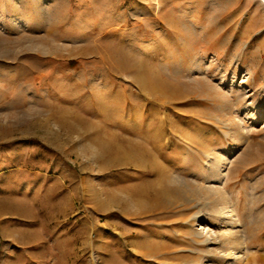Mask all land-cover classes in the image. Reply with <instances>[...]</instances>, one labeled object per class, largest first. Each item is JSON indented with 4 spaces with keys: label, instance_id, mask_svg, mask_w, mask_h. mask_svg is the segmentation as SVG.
Masks as SVG:
<instances>
[{
    "label": "rangeland",
    "instance_id": "374dc122",
    "mask_svg": "<svg viewBox=\"0 0 264 264\" xmlns=\"http://www.w3.org/2000/svg\"><path fill=\"white\" fill-rule=\"evenodd\" d=\"M263 8L0 0V264H264Z\"/></svg>",
    "mask_w": 264,
    "mask_h": 264
},
{
    "label": "bare ground",
    "instance_id": "6f19581e",
    "mask_svg": "<svg viewBox=\"0 0 264 264\" xmlns=\"http://www.w3.org/2000/svg\"><path fill=\"white\" fill-rule=\"evenodd\" d=\"M259 2L264 6V0H259ZM264 9V8H263ZM252 78V77H251ZM237 136L241 138V134L237 133ZM239 141V140H238ZM221 158L217 161V163L214 164V168L210 170V176L213 179H221L220 175V168H221ZM213 165V164H212ZM210 191H220V189L209 187ZM234 206L229 205L226 201V199L222 198V203L219 205V207L214 211L215 215L218 216L219 220H225L226 224L230 226V229L225 231V234H223L221 246L219 247L221 249V252L225 253V258H231L232 256H236L238 254H241V251L243 249V243L239 241V238L236 236L239 231H237L235 228L239 224H241L240 219H238V211L237 209H233ZM243 258L240 259V257H237L234 259L232 264H236L239 261H242Z\"/></svg>",
    "mask_w": 264,
    "mask_h": 264
}]
</instances>
